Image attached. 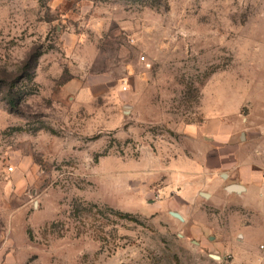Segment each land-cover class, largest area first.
Segmentation results:
<instances>
[{"label": "rangeland", "instance_id": "1", "mask_svg": "<svg viewBox=\"0 0 264 264\" xmlns=\"http://www.w3.org/2000/svg\"><path fill=\"white\" fill-rule=\"evenodd\" d=\"M33 47L0 94V264H264L260 188L225 189L264 172V0H0V70Z\"/></svg>", "mask_w": 264, "mask_h": 264}, {"label": "crops", "instance_id": "2", "mask_svg": "<svg viewBox=\"0 0 264 264\" xmlns=\"http://www.w3.org/2000/svg\"><path fill=\"white\" fill-rule=\"evenodd\" d=\"M217 123L219 124L220 122L218 121ZM214 124L216 125V121ZM192 126L193 127L187 126L186 129L184 130V132H187L190 134L194 133L195 136H199L204 132L205 125L203 123L192 125ZM214 134H216L215 131H213V136L216 137V135H214ZM231 152H233V151L230 148L225 149V150L221 149L219 151H216L217 158L219 160L218 163L220 165H222L223 159ZM201 158H202V155L196 154L193 159H191V158L185 159L184 157H181V159L177 158V159L171 160V166L173 169L174 168L181 169V170H179L180 172L174 171L173 174L178 173L179 175L185 176L186 174L188 175L191 173H195V174L201 173L200 172L201 171V166H200L201 162L199 160ZM254 161L251 164H249V172H247V176H249V180H248L249 182L247 183V176H246L245 171H244V175L242 177H244L245 180H243L242 181L243 183L240 185L243 186V188H244L243 191L245 192V194L246 195L249 194V196H250L251 192L253 190H255V188L257 186L260 188L258 191V195L261 198V200H259V202L254 203V205L252 207L249 206V208L251 210H253L254 215H257L260 212V214L262 216V220L264 221V187L261 184V177L252 175L253 171L250 169V167L253 165ZM220 175L222 177V173ZM226 177H227V174H226ZM259 178H260V181H259ZM183 180H185V179H183ZM235 184H238V183H235Z\"/></svg>", "mask_w": 264, "mask_h": 264}, {"label": "trees", "instance_id": "3", "mask_svg": "<svg viewBox=\"0 0 264 264\" xmlns=\"http://www.w3.org/2000/svg\"><path fill=\"white\" fill-rule=\"evenodd\" d=\"M41 51L38 47H33L21 66L16 71L0 70V94L6 100V103L14 108L19 105L20 100L26 93H23L18 87V82L30 79Z\"/></svg>", "mask_w": 264, "mask_h": 264}, {"label": "water", "instance_id": "4", "mask_svg": "<svg viewBox=\"0 0 264 264\" xmlns=\"http://www.w3.org/2000/svg\"><path fill=\"white\" fill-rule=\"evenodd\" d=\"M222 177H226V174L225 173H222ZM225 189L227 191H235V192H241L243 191V186L240 185V184H235V183H231V184H228L225 186ZM200 194L203 196V197H209V194L206 193V192H200ZM173 216L179 218V219H182L181 215L178 213V212H175V211H171L170 212ZM211 257H214V258H219V256H216V255H211Z\"/></svg>", "mask_w": 264, "mask_h": 264}, {"label": "built area", "instance_id": "5", "mask_svg": "<svg viewBox=\"0 0 264 264\" xmlns=\"http://www.w3.org/2000/svg\"><path fill=\"white\" fill-rule=\"evenodd\" d=\"M139 58H140V60H145V56H143V55H141ZM261 184L264 187V172H263V174L261 176Z\"/></svg>", "mask_w": 264, "mask_h": 264}]
</instances>
